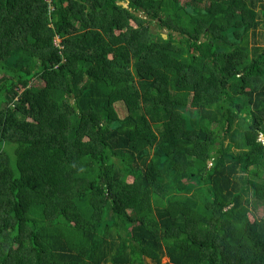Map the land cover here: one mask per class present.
I'll list each match as a JSON object with an SVG mask.
<instances>
[{
  "label": "trees",
  "instance_id": "trees-1",
  "mask_svg": "<svg viewBox=\"0 0 264 264\" xmlns=\"http://www.w3.org/2000/svg\"><path fill=\"white\" fill-rule=\"evenodd\" d=\"M259 38L264 0H0V264H264Z\"/></svg>",
  "mask_w": 264,
  "mask_h": 264
},
{
  "label": "rangeland",
  "instance_id": "rangeland-1",
  "mask_svg": "<svg viewBox=\"0 0 264 264\" xmlns=\"http://www.w3.org/2000/svg\"><path fill=\"white\" fill-rule=\"evenodd\" d=\"M140 11L135 12V14H138L139 17H146L144 11H142V10H140ZM154 24H155V29L153 31H158L160 34H162L163 36L166 37L168 31L166 29H164V28H158L159 23L156 22V23H153V25ZM258 35H260V34H258ZM175 36H176L177 39L179 38V34L178 33H175ZM258 40H259V43L257 45L264 48V41H263V39L262 38L261 39L259 38ZM250 43L253 44L252 41ZM34 85L40 87L42 84L39 83V82H36ZM261 141H263V143H264V140L263 139H261Z\"/></svg>",
  "mask_w": 264,
  "mask_h": 264
},
{
  "label": "water",
  "instance_id": "water-1",
  "mask_svg": "<svg viewBox=\"0 0 264 264\" xmlns=\"http://www.w3.org/2000/svg\"><path fill=\"white\" fill-rule=\"evenodd\" d=\"M118 5L122 6L123 8H126V4L125 3H119ZM133 14H135V13H133ZM135 16L138 17V18H141V19H147L146 17H139L138 14H135ZM154 29H155V24L151 27V31H153ZM163 38H166V37L163 36Z\"/></svg>",
  "mask_w": 264,
  "mask_h": 264
},
{
  "label": "built area",
  "instance_id": "built-area-1",
  "mask_svg": "<svg viewBox=\"0 0 264 264\" xmlns=\"http://www.w3.org/2000/svg\"><path fill=\"white\" fill-rule=\"evenodd\" d=\"M43 1L48 5V7L50 9H52V2H53V0H43Z\"/></svg>",
  "mask_w": 264,
  "mask_h": 264
}]
</instances>
